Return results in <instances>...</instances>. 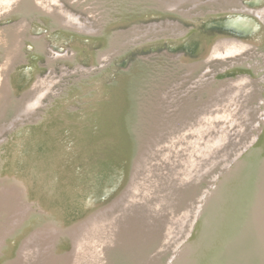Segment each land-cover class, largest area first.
I'll return each mask as SVG.
<instances>
[{
	"label": "rangeland",
	"instance_id": "rangeland-1",
	"mask_svg": "<svg viewBox=\"0 0 264 264\" xmlns=\"http://www.w3.org/2000/svg\"><path fill=\"white\" fill-rule=\"evenodd\" d=\"M200 1L0 0V264L260 259L236 258L221 244L238 227L253 232L233 213L247 179L226 175L259 138L264 43L207 47L224 31L204 17L233 9L226 0ZM171 2L187 15L169 10ZM62 10L80 20L66 27L79 33L64 29L63 19H74ZM82 28H93L86 39ZM186 33L203 35L208 49L186 50ZM34 38L43 40L38 55ZM247 62L256 76L223 74Z\"/></svg>",
	"mask_w": 264,
	"mask_h": 264
},
{
	"label": "bare ground",
	"instance_id": "bare-ground-1",
	"mask_svg": "<svg viewBox=\"0 0 264 264\" xmlns=\"http://www.w3.org/2000/svg\"><path fill=\"white\" fill-rule=\"evenodd\" d=\"M23 1L27 3L28 1H31V0H23ZM196 1L197 0H194V2H196ZM240 2L238 0H226V3H229L231 5L230 7H232L230 9H233V11L231 13H228V15H226V18L224 17V15L222 17V14H220V13H218V14L217 13H214V14L220 15V16L214 18V19L208 18L207 16L204 17V23L203 24H205L206 27H210V29L216 30L217 31L216 33H220V31H218V30L224 31V32H221V34H219L216 38H210L209 41H208V44H207L208 46L206 45L207 47L213 46L214 49H219L221 46L222 47H225L227 49H229V48L230 49L231 48H235V51L237 52V51H241L242 50L240 48H237L236 47L237 45H241L243 47V49H244L246 47H249L250 45L257 46L259 44H262V42L264 43V26H262L263 23H264V17H262L263 16V13H264V0H249L248 1L249 3H251L253 5H257V6L261 5L257 9H251L250 7H246V6L240 7V6H238V4ZM176 6H177V3L173 4L171 2V3L167 4V7L169 8V10H171L174 14H178V15H181V16L182 15L183 16L187 15V13L179 12L175 8ZM25 7L26 8H29L28 5L25 6ZM26 8H23V9L26 10ZM240 8H244V9L239 10ZM234 12H237V13H234ZM62 13L63 14H66L67 17L69 16L70 18H73L74 19V17H71L70 13L67 12L66 10L65 11L62 10ZM217 15H215V16H217ZM75 21H76V23H78L80 20L78 19V21H77V20L74 19L73 21H68V20L63 19V23L65 22L63 24L64 27H65L64 29L67 30V31H72L73 33H76V34L79 33V32H76L75 31L76 30L75 28L74 29L73 28H68V29L66 28L68 23H74ZM84 24H86V23H84ZM36 29H40V28L36 27ZM92 29L93 28H89V29L82 28V30L84 31V33H81L82 36H83V38L86 39V36H88V34L90 33V31ZM191 33L192 32H190L189 34H191ZM234 33L240 35L242 37V39H239V38L234 37ZM59 35L63 37L64 36V33L61 32ZM187 36H188V34L186 33V35L184 37L183 36L182 37L185 38ZM206 36H210V35H206ZM41 41H43V40L42 39L39 40V39H35V38L33 40V44L35 45V47L37 49V52H35L37 55L40 54L42 52V50H43V47H42L43 45H42ZM204 42L205 41H203V35L193 34V36L189 40H187V42L185 41L181 45L186 50H189L190 52H197L198 53V52H201V50H203V49L204 50L205 49H208V48H204L203 47V43ZM58 43L61 44L60 42H58ZM172 44H174L173 45L174 47H176V45H177L176 43H172ZM75 45H76V42H74V46ZM228 51L229 50H227V52ZM229 52H231V51H229ZM232 53L234 54L235 52L232 51ZM84 54H86V53H84ZM98 54L99 55H97V54L93 55V57H91V58H94L95 61H99L102 57H104V52L103 51L100 52V53H98ZM215 54L218 55L219 53L218 54L215 53ZM221 54H222V52H221ZM60 56L62 58H67V56L66 55H63V54H60ZM222 56H223V54H222ZM220 57H221V55H220ZM223 58H224V56H223ZM50 60H52V59H50ZM201 64H202V61L201 60L192 62L191 63L192 69H196ZM248 66H249L248 65V62L246 64H240L237 68H233V69H231L229 71H225L223 74L231 75L235 71H237L238 69H240V70H247L250 73L252 71L253 74H255V76H256L257 75V72L254 69L251 70ZM223 74L220 75V78H223L224 77V76H222ZM246 78L247 77H245L242 80V82H240V83H239V81H241V80L238 81L237 79L234 80V81H230V83L233 86L234 85L236 86V85H239V84H243L247 79L249 80V78H247V79ZM222 86L225 87L226 86L225 83L222 84ZM34 103H36V102H34ZM34 103H32V104H34ZM32 104H31V107H32ZM27 106L29 107L30 105H27ZM28 107H26V108H28ZM260 127H261V131L259 132L260 134H259V138L257 140V143L255 142L256 144L251 148V150L249 151V153L236 165V167H234V169L232 171H230L226 175L227 181L228 182L229 181H232L231 183H234V181L235 182L237 181V182L241 183L242 182V178H244V177H246V179H247V180H244V181H247L246 183H248V184L245 186V190H242V195L239 196V198H238V196L236 197V200H235V208L238 207V209L235 210V212H233V213L237 216L238 221L240 222V224L242 225V227L248 225V228H250L253 232L246 233V236H244L242 233H239L240 228L238 227V230L233 229V231H231L229 233V237H228L229 240H227V242H225L224 244H221V246L223 247L222 249H225L226 252L232 251L230 253H233L236 256V258H239V259L240 258H248L247 256H251V255L252 256H255L258 253L261 256L260 259H258L259 258V256H258L257 259L250 260L249 262H251V264H264V120L260 124ZM41 134L42 133L40 131H35V132H31L30 133V136L33 137V140H36L37 139L38 140V144H40L41 147H42V145H44L43 139H39V136H38V135L42 136ZM49 140H50V138H49ZM27 147H28V144H27ZM43 150L44 149L42 148V151ZM21 152H23V151H21ZM28 154H29V152H28ZM28 157L29 156H27V158ZM40 157H42V156H40ZM70 162H72V161H70ZM50 170H52V169H50ZM57 171H59V170L57 169ZM20 172L21 171H19V174H21ZM48 173H50V171L48 170L47 167L44 166V167H42L40 169V174L39 175H41L42 177H46L45 174L47 175ZM48 177H50V176L48 175ZM65 179H62V180H65ZM50 181H47V183H44L43 182L44 183L43 184V187L44 188H47V189L52 188L53 186L50 187L48 185V182H50ZM33 182H35V181H33ZM39 182H37V184H39ZM45 182H46V179H45ZM60 182L61 181H59V183ZM68 184H70V183L67 182V185ZM65 186H66V184H65ZM65 189L67 190L66 187H65ZM48 194H50V193H48ZM57 198H58V196H57ZM58 200H60V199H58ZM84 200H85V202L87 201L85 199V197H83V200L80 201V202L83 204L84 203ZM55 201H57V199ZM242 212H244V213L242 214ZM259 215H260V217H259ZM199 227H201V223L199 224L198 228ZM246 238H247V242H248L247 248L244 247V245H243V242H244V240ZM258 239H259V241H258L259 242L258 248L257 249H254V251H252L253 248H254V246L257 245L256 244V240H258ZM254 241H255V243L253 244ZM245 260L246 259H242V261H245ZM246 264H248V263H246Z\"/></svg>",
	"mask_w": 264,
	"mask_h": 264
}]
</instances>
